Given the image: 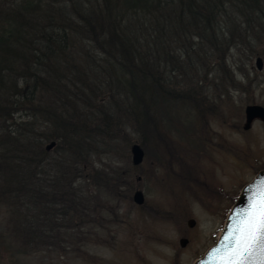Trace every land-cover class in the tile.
<instances>
[{"label":"trees","instance_id":"1","mask_svg":"<svg viewBox=\"0 0 264 264\" xmlns=\"http://www.w3.org/2000/svg\"><path fill=\"white\" fill-rule=\"evenodd\" d=\"M15 3L0 7V203L8 214L0 248H15L14 256L68 247L60 244L88 221L96 199L88 186L95 174L86 169L98 137L116 140L122 116L145 144L165 117L175 121L178 94L184 106L200 105L211 64L228 86H240L230 62L235 51L250 63L264 54V0H103L89 15L94 20L83 21L53 14L51 0ZM26 109L45 115L49 128L16 122ZM51 140L58 157L46 149ZM46 164L51 177L43 175Z\"/></svg>","mask_w":264,"mask_h":264},{"label":"rangeland","instance_id":"2","mask_svg":"<svg viewBox=\"0 0 264 264\" xmlns=\"http://www.w3.org/2000/svg\"><path fill=\"white\" fill-rule=\"evenodd\" d=\"M51 2L46 8L53 14L76 21H83V15L93 19L91 12L104 7L103 0ZM0 7L13 10L15 0H0ZM131 22L139 30L143 28L142 21L131 18ZM89 42L101 50L95 41ZM260 49L264 51V45ZM261 56L263 69L259 70L256 57L250 63L235 51L230 62L240 86H228L211 64L209 82L196 96L200 105L186 107L178 94L172 103L175 121L165 117L152 139L142 144L145 157L139 165L133 164L131 146L143 136L122 116L117 139L99 136L93 162L85 168L95 174L90 179L94 186H88L91 198L96 195V199L90 200L88 221L74 228L72 239L60 244L68 247L47 245L15 256V248L5 251L3 247L0 264H193L215 244L241 188L264 168V121L255 119L244 129L246 105L264 106V54ZM41 99L45 103V95ZM27 110L15 113V121L31 120L36 130L49 128L45 115L28 116ZM52 141L56 144L47 151L54 158L61 149L56 148V140L45 145ZM52 174L46 164L43 175ZM100 177L107 180V188L98 185ZM135 190L143 191L144 204L133 201ZM7 216V207L0 203V232ZM190 218L196 220L194 227L187 224ZM181 238L189 239L185 247L180 245Z\"/></svg>","mask_w":264,"mask_h":264},{"label":"snow or ice","instance_id":"3","mask_svg":"<svg viewBox=\"0 0 264 264\" xmlns=\"http://www.w3.org/2000/svg\"><path fill=\"white\" fill-rule=\"evenodd\" d=\"M228 243L215 249V264H264V180L239 214Z\"/></svg>","mask_w":264,"mask_h":264},{"label":"water","instance_id":"4","mask_svg":"<svg viewBox=\"0 0 264 264\" xmlns=\"http://www.w3.org/2000/svg\"><path fill=\"white\" fill-rule=\"evenodd\" d=\"M256 66L259 70L263 69V58L258 56L256 58ZM245 117L246 122L244 124V129H249L252 126V123L255 119H261L264 121V106L260 104H248L245 107ZM56 144L55 141L50 142L46 148L50 150ZM132 152V161L134 165H139L142 163L145 152L142 146L139 143H134L131 147ZM264 180V168L259 170L258 173L254 176V178L245 184L241 191L239 192L236 201L233 203L228 216L226 218L223 229L218 237L217 242L209 247L206 252L199 258H197L193 264H215L214 255L215 249L222 248L224 245L228 243L227 237L233 232L235 225L239 220V214L242 210L247 206L249 197L252 195V192L255 190L256 185ZM133 200L135 203L142 205L145 202V195L141 190H137L133 195ZM187 224L189 227H194L196 224V220L193 218L188 219ZM189 242L187 238H181L180 245L185 247ZM178 264V263H175Z\"/></svg>","mask_w":264,"mask_h":264}]
</instances>
